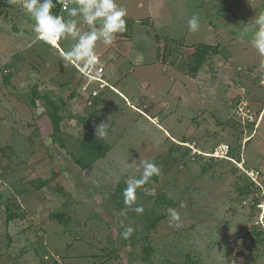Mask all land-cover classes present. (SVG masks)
Segmentation results:
<instances>
[{"label":"rangeland","instance_id":"374dc122","mask_svg":"<svg viewBox=\"0 0 264 264\" xmlns=\"http://www.w3.org/2000/svg\"><path fill=\"white\" fill-rule=\"evenodd\" d=\"M117 3L126 9V31L95 46L115 90L97 99L88 97L96 83L63 59L70 37L56 50L35 39L22 0L0 6V264H264L254 207L264 192V56L251 29L264 0ZM78 26L87 30L82 20ZM200 44L219 52L191 72ZM34 90L60 106L57 138L65 146L47 134L43 101L30 103ZM88 134L109 148L82 168L68 153ZM223 144L229 158L212 157ZM146 159L160 172L138 188L143 211L118 210L112 191L139 176ZM245 170L258 173L263 190L238 194ZM8 206L17 217L6 223Z\"/></svg>","mask_w":264,"mask_h":264},{"label":"clouds","instance_id":"9594fccd","mask_svg":"<svg viewBox=\"0 0 264 264\" xmlns=\"http://www.w3.org/2000/svg\"><path fill=\"white\" fill-rule=\"evenodd\" d=\"M70 2L71 0H65L63 4L69 19L52 11L57 0H22V7L35 22L33 30L36 40L56 44L61 39L70 37L73 43L64 52V61L78 64L83 72L94 74L101 63L95 51L96 43L102 41L105 45H111L117 33L126 31V9L119 6L117 0H75V6L69 8ZM81 20L87 25V30L78 26ZM188 26L191 31H197L200 26L199 17H190ZM251 29L253 46L264 56V14L256 16ZM97 132L100 137L105 136L107 125L100 123L96 127V135ZM138 169H142L139 176H130L123 192L125 204L129 207L136 202L137 189L160 172L158 165L147 159L139 162ZM134 210L143 211L139 206ZM169 215L173 220H179V214L175 210H169ZM132 232L133 229L129 227L123 235L128 238Z\"/></svg>","mask_w":264,"mask_h":264},{"label":"trees","instance_id":"16d2710c","mask_svg":"<svg viewBox=\"0 0 264 264\" xmlns=\"http://www.w3.org/2000/svg\"><path fill=\"white\" fill-rule=\"evenodd\" d=\"M15 0H0V6H7L8 4L14 2ZM219 52L217 45H208V44H200L197 49L193 52L194 57V66L192 68H189L191 72H196L203 62L207 59V57L210 54H217ZM10 79V75L5 73L3 75V82L8 83ZM99 97V96H98ZM96 97L95 99H97ZM36 99H41L43 101L44 105V112L42 115L46 116L49 119L50 126L47 130V134L55 141H57L61 146H65L63 141L57 137H60L61 134V128H60V122L62 120V115L60 113V106L53 103L49 97L46 95H40V93L37 90H34L31 94V100L30 103L32 105H35ZM83 119V118H82ZM73 137V136H72ZM76 142L79 144V146L76 149V152L69 151V155L72 158L76 159V162L82 167L86 168L91 165L94 161L98 160L99 158H102L105 153L108 151V145L103 143V140H99L96 137H94L92 134L85 135L84 138H76ZM74 149V148H73ZM79 150H81L79 152ZM198 156V155H197ZM199 157V156H198ZM237 168L235 167L233 172L237 173ZM242 174H238V178H242L244 176V184L243 186L239 187L238 184L236 185V189L238 191L239 195H250L254 186V183L248 177L245 173L241 172ZM39 183H41L39 181ZM42 184H38L37 187L41 186ZM145 184L142 186L144 187ZM124 187L123 184L119 183L115 186L114 190L111 193V199L115 203V206L118 208V210H123L124 208H130L135 209L136 208V202L134 205L129 207L125 204L124 200ZM57 191L61 192V189L59 188ZM141 193L137 189L136 196L140 195ZM160 205L163 203L164 206H167L169 203L164 201L163 198H159L158 202ZM17 217L16 211H13L9 206L6 208V223L11 221L12 219H15ZM54 217L61 223L63 221V214L56 213L54 214ZM152 249L150 247H146L144 249V256L148 258V255Z\"/></svg>","mask_w":264,"mask_h":264},{"label":"built area","instance_id":"2783aa9c","mask_svg":"<svg viewBox=\"0 0 264 264\" xmlns=\"http://www.w3.org/2000/svg\"><path fill=\"white\" fill-rule=\"evenodd\" d=\"M64 2H65V0H59V5H58V8H57V11L55 14L63 16V14L65 12H67L66 9L63 7ZM74 2H75V0H71L68 7L70 8ZM59 42H57L56 44H50V45L52 46V48L58 50L59 49ZM73 66H74L75 71L80 76H82L84 79H87L89 81L96 83L95 87H93L88 93L89 98L94 99V98L98 97V95L101 93V91L106 89V88L111 89V90H115L114 87L109 85L103 77V75L105 73V67L102 63H100L97 66V69H96L94 74L83 72L78 64H73ZM0 69H3V66H1ZM260 83L264 85V79H261ZM241 113L243 114V116L247 120H250L248 118V115L246 112L244 113L243 111H241ZM240 117H241V115H240ZM191 148H192L193 152H197V153L200 152L197 148H194V147H191ZM229 151H230V147L228 145L223 144V145H221L219 150L215 149L212 153H210V155H212V157H218V158L221 156H224L225 158H229V155H228ZM245 173L248 175V177H250V179L254 183L255 190H260V191L263 190V183L260 179V176H258V173L256 171L245 170ZM254 207L257 210V217H256L255 224L260 226L262 228V230L264 231V192L261 193L260 199L258 201H256V203L254 204Z\"/></svg>","mask_w":264,"mask_h":264},{"label":"crops","instance_id":"0c3cea01","mask_svg":"<svg viewBox=\"0 0 264 264\" xmlns=\"http://www.w3.org/2000/svg\"><path fill=\"white\" fill-rule=\"evenodd\" d=\"M73 5H75V2L71 5V7H73ZM139 5L141 6V3H140V2H139ZM71 7H70V8H71Z\"/></svg>","mask_w":264,"mask_h":264}]
</instances>
